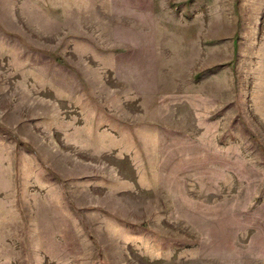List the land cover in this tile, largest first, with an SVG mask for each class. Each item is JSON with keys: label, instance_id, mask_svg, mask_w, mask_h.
Wrapping results in <instances>:
<instances>
[{"label": "rangeland", "instance_id": "rangeland-1", "mask_svg": "<svg viewBox=\"0 0 264 264\" xmlns=\"http://www.w3.org/2000/svg\"><path fill=\"white\" fill-rule=\"evenodd\" d=\"M0 264H264V0H0Z\"/></svg>", "mask_w": 264, "mask_h": 264}]
</instances>
